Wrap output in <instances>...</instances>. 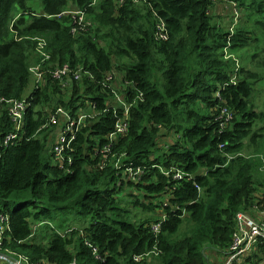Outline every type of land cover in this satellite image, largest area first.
<instances>
[{
    "label": "trees",
    "instance_id": "1",
    "mask_svg": "<svg viewBox=\"0 0 264 264\" xmlns=\"http://www.w3.org/2000/svg\"><path fill=\"white\" fill-rule=\"evenodd\" d=\"M234 1L240 16L231 31L212 13L213 0H0V98L28 101L25 135L8 147L2 143L14 123L9 104L1 107L0 214L12 229L5 251L30 264H150V257L215 264L208 251L227 255L237 215L264 205V107L255 100L264 60L256 71L235 54L264 44V0ZM73 10L86 11L93 28L74 33ZM160 20L166 39L157 38ZM45 55L43 85L27 93L30 67ZM65 66L70 85L63 89L53 71ZM110 74L128 83L113 87L132 105L127 132L115 140L109 137L124 109ZM93 104L99 114L58 166L52 150L45 156L64 124L52 116L59 108L72 117L83 107L93 114ZM118 164L143 173L129 179ZM174 170L185 177L175 179ZM127 203L145 215L131 217ZM160 208L167 219L155 233ZM241 261L264 264V243Z\"/></svg>",
    "mask_w": 264,
    "mask_h": 264
},
{
    "label": "built area",
    "instance_id": "2",
    "mask_svg": "<svg viewBox=\"0 0 264 264\" xmlns=\"http://www.w3.org/2000/svg\"><path fill=\"white\" fill-rule=\"evenodd\" d=\"M98 0H94L93 5L97 3ZM120 3L124 2V0H118ZM214 3H218L221 1H230V0H213ZM233 3L234 8V19L237 21L239 18V10L237 8V4ZM74 18L75 28H73V32L77 33L78 30H86L90 22L86 19V11L84 10H77V11H70ZM157 38L158 39H166L167 36L164 33L165 30V23L160 20L157 24ZM232 31V29H231ZM229 54L226 53V58H228ZM51 59L50 55H45L42 58L41 62L30 67V72L32 75V80L34 83V87H39L43 85L44 77L48 70L45 68L46 63L48 60ZM68 67L65 66L63 68H59L53 71V76L60 81L61 87L63 89L69 87L70 79H66L68 74ZM75 79H80V73L76 72L74 74ZM117 76H113L110 74L107 77L108 83H113L112 87H117L120 89L121 87L127 86V82L121 80L118 82ZM235 80V78H233ZM113 81H116L113 82ZM113 87V91L116 96V104L119 107L124 109L123 116L120 117L115 124V131L110 135L111 140H115L119 135L124 134L127 132L130 114L129 111L132 107L131 104H127L121 93L116 91ZM9 104V115L14 123V130L10 132L3 140L2 146L8 147L18 143V141L23 139L25 135V121L27 115V108H28V101L27 99L21 100H6L5 98H0V115H1V107L4 103ZM89 102H87V105ZM94 113H89L86 111V107L80 108L78 110V116L72 117L68 111L63 108H59L56 112V115H53L51 118L52 123H56L58 120V116L63 119L64 124L63 128L61 129L60 133L58 134V139L56 143L52 147V152L54 153V160L58 166L63 167L66 164V157L65 151L71 149V144L73 140L76 138L77 132L80 128L87 123L89 119L96 117L99 112L95 110V104L92 105ZM231 116H228L230 118ZM111 151V145L106 146L102 153L109 154ZM69 163H71V158L68 159ZM119 165V164H118ZM123 168V174L128 175L129 179L133 178V180L140 178L143 169L135 168L133 166H128L122 164L119 165V168ZM172 171V170H171ZM171 171L165 172L169 174ZM175 179H183L185 174L181 170H174L173 172ZM167 204V200L164 202V205ZM181 209L179 206H174V211ZM182 217L186 214V210L182 209ZM167 216L163 213L161 221L153 225V231L158 233L160 231L161 222L165 221ZM41 224H37L34 229H36ZM11 225H10V217L8 215L0 214V255L1 257L5 258L6 255L3 253L12 254L18 257V260L14 264H30V259L28 256L23 254H15L11 251H5L3 249V242L5 237L9 236L8 233L11 232ZM70 231L60 232L62 234H68ZM90 244L89 241L86 242ZM264 243V205L260 206L256 203L249 212H240L237 215V226L233 237L232 245L227 253V259L224 264H234L235 262H240L242 259L245 258L247 253H250L258 245ZM93 252L96 254L98 259L102 257L98 254V250L96 247H93ZM150 257V253L145 254L144 256L136 257V260H141ZM38 264H46V263H38Z\"/></svg>",
    "mask_w": 264,
    "mask_h": 264
},
{
    "label": "rangeland",
    "instance_id": "3",
    "mask_svg": "<svg viewBox=\"0 0 264 264\" xmlns=\"http://www.w3.org/2000/svg\"><path fill=\"white\" fill-rule=\"evenodd\" d=\"M73 11H77V10H73ZM213 14H215L216 17H219L222 20L221 21L222 24H224V25L232 24V27L229 26L230 29H233L234 28L233 26L237 22L236 20L234 22L229 21V19H231L232 15H233V9H232L231 3L229 1H221V2L217 3L215 5V7H214ZM247 14H248V12H247ZM86 19L89 20V22H90L89 27L93 28L94 22L88 18V15H86ZM238 22H239V20H238ZM241 23L244 24L245 21H243ZM250 23L251 24L253 23V18H252V21ZM255 27H257V26H255ZM255 27H253V29H255ZM263 45L264 44H262V42L261 43L252 42L249 45V47L247 48L246 51L242 50V51L236 52L235 54H236V57H237V63L240 64V65L243 63L244 65H247L251 69L257 68L256 71L257 70L258 71H262L263 68L260 65L259 61L264 60V47H263ZM227 51H229V49L226 50V53L228 54ZM116 78H117L118 82H120L122 80V77H121L120 74H118ZM33 87H34V83H33V80H32V83L29 85V87L27 89V93H30L32 91ZM256 87L258 88L259 91H258V93L256 95V99L255 100L259 104L260 107H262V106L264 107V80L262 82L258 83L256 85ZM59 129H60V127L58 128V130ZM56 132H58V131H56ZM52 142H53V140L51 139L49 141V143H48L47 151H46V155H45L46 157L50 156V151H51V148H52ZM51 161L53 162L52 159H51ZM120 196H121V199H123V200L127 199L128 201H130V199H131L129 196H127L126 194H123V193L120 194ZM125 203H126V200H125ZM1 205H2V203H1ZM123 207L131 210V217H133V218H135L137 220L142 218V216L145 215L142 210H139V208L133 207L129 203L123 204ZM158 211L160 212V209H158ZM62 215L63 214H60V216H62ZM68 216L72 217V215H70V214ZM71 224H74V223L71 222ZM41 226H42V223H41ZM41 226H40L39 229H41L43 227V226L42 227ZM37 228L35 230H37ZM41 230H40V232H41ZM186 230H187V224H185L182 227L181 232H185ZM37 232H39V231H37ZM207 256L210 257L211 261L213 263H215V264H218V263L221 264V262H225L226 259H227V255L220 254L216 250L215 251H212V250L208 251L207 252ZM2 260L8 261V264H14L18 260V257L15 256V255L10 254L9 256H6ZM148 260L150 261L149 262L150 264H158V262L153 257L152 258L150 257V259H148ZM242 263L243 262L240 261V262H236L234 264H242ZM244 264H247L246 261L244 262Z\"/></svg>",
    "mask_w": 264,
    "mask_h": 264
},
{
    "label": "crops",
    "instance_id": "4",
    "mask_svg": "<svg viewBox=\"0 0 264 264\" xmlns=\"http://www.w3.org/2000/svg\"><path fill=\"white\" fill-rule=\"evenodd\" d=\"M123 80V79H122ZM56 131H58V132H56ZM58 133H60V129L58 130H55L54 131V135H52L51 136V139H53V141H55L57 138H58ZM53 147V146H52ZM51 150H52V148H51ZM55 163V162H54ZM38 224H41V223H38ZM41 226V225H40ZM11 232H12V230H11ZM11 232H9L8 233V235L9 234H11ZM3 254H5L6 256H9L10 254H8V253H3ZM3 259V257H1V255H0V264H8V261H4V260H2ZM209 260H211V258L209 257ZM225 262H221V264H224ZM236 263V262H235ZM219 264V263H218Z\"/></svg>",
    "mask_w": 264,
    "mask_h": 264
},
{
    "label": "clouds",
    "instance_id": "5",
    "mask_svg": "<svg viewBox=\"0 0 264 264\" xmlns=\"http://www.w3.org/2000/svg\"><path fill=\"white\" fill-rule=\"evenodd\" d=\"M230 3H231V6H232V9H233V15H232V17H234V8H233V3L232 2H235L234 0H230L229 1ZM219 3V2H218ZM236 4H237V8H238V6H239V4L237 3V2H235ZM217 3H215V5H216ZM215 7V6H214ZM214 7H213V10H214ZM213 10H212V13H213ZM210 13H211V10H210ZM167 200V198H165V200H164V202ZM164 202H163V206H164ZM160 215H161V218H162V215H163V208H160Z\"/></svg>",
    "mask_w": 264,
    "mask_h": 264
}]
</instances>
